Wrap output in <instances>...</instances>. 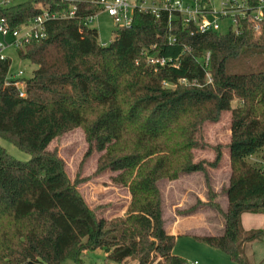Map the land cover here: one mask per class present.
Instances as JSON below:
<instances>
[{
    "label": "trees",
    "instance_id": "16d2710c",
    "mask_svg": "<svg viewBox=\"0 0 264 264\" xmlns=\"http://www.w3.org/2000/svg\"><path fill=\"white\" fill-rule=\"evenodd\" d=\"M38 1L0 6V18L13 28L39 12ZM96 10L91 0H80L78 18L49 21L45 38L16 49L19 59L36 66L23 79L24 97L7 80L9 59H0V138L29 156L17 160L0 146V264H84L81 253L95 249L115 264H193L171 252L176 237L163 228L158 188L161 180L193 172L204 176L206 202L196 199L175 214L208 205L222 226L192 238L234 264H264L247 253L264 228L240 225L242 212L264 213V20L253 37L245 28L191 32L177 17L168 23L164 15L135 11L129 26H114L102 46L86 23ZM148 55L166 63L146 64ZM222 111H229V177L219 190L224 209L211 202L215 194L205 174L206 166L218 165V146L211 161H194L192 153L205 145L201 124L216 122ZM77 127L85 155L101 152L95 172H116L112 183L127 189L123 215L96 217L77 180L69 182L61 159L47 150Z\"/></svg>",
    "mask_w": 264,
    "mask_h": 264
},
{
    "label": "rangeland",
    "instance_id": "374dc122",
    "mask_svg": "<svg viewBox=\"0 0 264 264\" xmlns=\"http://www.w3.org/2000/svg\"><path fill=\"white\" fill-rule=\"evenodd\" d=\"M219 31L223 32L226 30L228 21L226 18L218 20ZM90 26L93 27L97 32L98 41L100 43L107 44L113 37L112 30L114 24L109 16L105 13L98 12L95 17L91 20ZM6 40L9 37L5 38ZM9 41V40H8ZM0 42L3 39L0 35ZM3 54L7 56L10 61L8 68V75L18 76L19 79L23 80L31 75L35 65L31 64L26 60L19 59L16 50L12 47L4 50ZM234 71V69H232ZM21 72L18 75V72ZM235 101L232 102L234 105ZM201 141L205 144L203 148L193 149V160H205L211 161L214 156V149L218 146L221 154H225L219 161V166H216L215 170L209 166H206V177L210 180L211 184L220 186L224 184L226 180L227 172V143L229 141V111H222L216 122L204 121L200 127ZM0 146L5 151L20 161H26L29 156L28 154L20 151L11 143L0 138ZM87 149V143L84 138L82 129L79 127L69 130L61 135L55 137L47 146V150L55 153L63 163L65 175L69 182L77 180L76 190L85 201L88 208H90L96 217L104 218L109 220L111 218L123 215L125 210L122 208L124 205L123 200L127 196L125 187L112 183L111 176L115 175L116 172L110 170H104L100 173H96L97 158L101 152L92 151L88 155H85ZM255 159L252 156L250 160ZM214 177L211 180V176ZM204 176L202 173H196L190 181L191 187L196 191L199 185H202ZM165 180L158 182L160 189L165 190ZM184 182V181H183ZM208 181V184H210ZM180 184V182H179ZM182 184V183H181ZM178 190L184 189L176 185ZM180 187V189H179ZM210 187V186H209ZM204 193V190L202 191ZM190 203L193 204L195 200L194 194H189ZM187 204V205H189ZM166 206H163V211L166 213ZM213 218L211 219L214 224H217L222 218L216 210L210 211ZM214 233H218L221 229L216 228ZM101 251H83L80 255L84 264H115L106 259L104 261L101 256ZM173 255L185 258L188 261H201V264H207V258L215 263L219 264H234L231 262L226 255L212 249L201 242L195 241L192 236L183 235L178 236L175 240L174 246L171 250ZM203 253H206L203 255ZM214 256V257H213ZM197 257V258H196ZM104 258V257H103ZM200 259V260H199ZM193 263V262H192ZM59 264H73L70 260H65ZM120 264H134L133 260H126Z\"/></svg>",
    "mask_w": 264,
    "mask_h": 264
},
{
    "label": "built area",
    "instance_id": "2783aa9c",
    "mask_svg": "<svg viewBox=\"0 0 264 264\" xmlns=\"http://www.w3.org/2000/svg\"><path fill=\"white\" fill-rule=\"evenodd\" d=\"M15 0H0V6H7ZM53 2L54 5H65L61 9H50L42 2ZM97 5L94 13L86 16V23L90 25L96 13L102 12L109 16L114 26H129L135 11L151 14L155 18L161 15L166 17L168 23L177 17L191 32H241L242 28L250 31L253 37L261 34L264 20V0H91ZM80 0H39L35 6L39 12L25 22L11 28L8 22L0 18V59L7 58L3 54L7 48H20L30 40H40L46 37L45 24L52 20L75 19L80 15L77 12V3ZM226 18V30L219 31L218 20ZM9 37V39H5ZM9 40V41H8ZM168 42L173 38L168 37ZM100 45H105L100 43ZM146 64L163 66L166 60L163 57L146 56ZM21 72H18L20 75ZM7 80L17 88L18 96L24 97V81L18 76L8 75Z\"/></svg>",
    "mask_w": 264,
    "mask_h": 264
},
{
    "label": "crops",
    "instance_id": "0c3cea01",
    "mask_svg": "<svg viewBox=\"0 0 264 264\" xmlns=\"http://www.w3.org/2000/svg\"><path fill=\"white\" fill-rule=\"evenodd\" d=\"M228 152V151H227ZM225 154H221V158ZM227 157V172H226V180L224 184L227 183L228 177H229V159H228V153H226ZM219 163V162H218ZM219 166V164L217 165ZM216 167L213 169L215 170ZM196 173L200 172H193L187 175H182L179 178L171 181L164 182V185H166V189L162 190L159 188L160 194H161V202H162V220H163V228L166 233L175 236L176 238L178 236L183 235H211L214 234V230H217L216 228L221 229L222 222L219 220L217 224H214L212 222V213L210 211L214 210L212 207L208 205H200L196 209V212L184 216L176 215L175 210L181 209L187 204L190 203V196L189 194H194L195 198L193 200L198 199L200 202H206V186L204 184V180L202 185H199V188L195 191L191 187V179ZM211 176V180L214 179V177ZM184 181V182H183ZM180 182V184H179ZM210 182V180H209ZM185 187L184 189L178 190L176 185ZM182 183V184H181ZM191 184V185H187ZM221 184V185H224ZM220 186L209 184L211 191L215 194L214 198L211 200L212 203H216L221 209L225 208V197L219 193ZM126 189V188H124ZM180 189V187H179ZM204 190V193L202 191ZM127 191V189H126ZM127 196H125L123 203L124 205L122 208L125 210L128 202H129V193L126 192ZM190 205V204H189ZM163 206H166V213L163 211ZM240 225L244 231L248 230H255V229H263L264 228V213H251V212H242L240 214ZM96 251H101L102 260L104 261V253L100 249H95L94 253ZM247 253L251 255V259L254 262H264V236L259 241L252 242L247 247ZM206 253H203L205 255ZM214 257V256H213ZM197 258V257H196ZM200 260V259H199ZM207 264H217L207 258ZM188 261V260H187ZM190 262V261H189ZM193 264H201V261H191L190 263ZM204 264V263H203ZM219 264V263H218Z\"/></svg>",
    "mask_w": 264,
    "mask_h": 264
},
{
    "label": "water",
    "instance_id": "95a60500",
    "mask_svg": "<svg viewBox=\"0 0 264 264\" xmlns=\"http://www.w3.org/2000/svg\"><path fill=\"white\" fill-rule=\"evenodd\" d=\"M27 264H41V263H35V262L28 261Z\"/></svg>",
    "mask_w": 264,
    "mask_h": 264
}]
</instances>
